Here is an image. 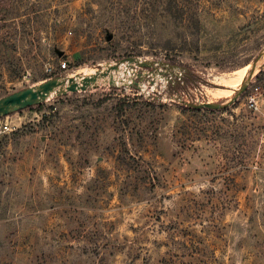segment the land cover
<instances>
[{
  "label": "rangeland",
  "instance_id": "1",
  "mask_svg": "<svg viewBox=\"0 0 264 264\" xmlns=\"http://www.w3.org/2000/svg\"><path fill=\"white\" fill-rule=\"evenodd\" d=\"M180 2L0 0V98L155 63L0 119V264H264V0Z\"/></svg>",
  "mask_w": 264,
  "mask_h": 264
},
{
  "label": "water",
  "instance_id": "2",
  "mask_svg": "<svg viewBox=\"0 0 264 264\" xmlns=\"http://www.w3.org/2000/svg\"><path fill=\"white\" fill-rule=\"evenodd\" d=\"M111 39L112 36L108 34L106 40L110 41ZM263 53H260L255 61L251 64L247 81L243 82L239 86L235 96L229 100L227 104L220 105L205 102L200 104H187V107L192 108L193 110H221L226 106L231 105L247 88V82L254 76L257 69V63L262 58ZM59 55H61V53H59ZM121 64H126L129 67L137 66L140 68H152L153 64L155 63L150 61H142L138 58H126L120 60L115 65L110 66L104 72H97L92 76L55 77L43 81L37 86L28 87L0 98V119L13 113L43 104L53 95L57 97H63L68 93L84 92L89 87L93 86L99 78H104L110 71L117 70Z\"/></svg>",
  "mask_w": 264,
  "mask_h": 264
},
{
  "label": "trees",
  "instance_id": "3",
  "mask_svg": "<svg viewBox=\"0 0 264 264\" xmlns=\"http://www.w3.org/2000/svg\"><path fill=\"white\" fill-rule=\"evenodd\" d=\"M151 4L153 6H160L162 12L167 14L169 17H175L179 12L182 13L183 17L186 16V4L184 2H180V0H151ZM26 15V14H24ZM4 20V19H1ZM40 107V105H39ZM31 109V108H28ZM186 111L199 114L201 112H207L208 110H193L192 108H186Z\"/></svg>",
  "mask_w": 264,
  "mask_h": 264
},
{
  "label": "bare ground",
  "instance_id": "4",
  "mask_svg": "<svg viewBox=\"0 0 264 264\" xmlns=\"http://www.w3.org/2000/svg\"><path fill=\"white\" fill-rule=\"evenodd\" d=\"M115 65V64H114ZM121 65H123V64H121ZM260 65H262L261 63H260V61L257 63V69L260 67ZM120 66V65H119ZM110 67V66H109ZM109 67H107V68H109ZM118 69H119V67H118ZM117 69V70H118ZM251 69V68H250ZM256 69V70H257ZM116 71V70H115ZM100 72H104V71H100ZM111 72H113V71H110L108 74H107V76L106 77H104V78H99L98 80H101V79H105V78H107V77H110V74H111ZM256 72V71H255ZM76 77H82V76H76ZM226 82H227V84H232V83H234L235 81H234V78L233 77H230V78H227L226 79Z\"/></svg>",
  "mask_w": 264,
  "mask_h": 264
},
{
  "label": "built area",
  "instance_id": "5",
  "mask_svg": "<svg viewBox=\"0 0 264 264\" xmlns=\"http://www.w3.org/2000/svg\"><path fill=\"white\" fill-rule=\"evenodd\" d=\"M62 68H63V69L65 68V65H64V64H62ZM7 129H8V128H7V125H6L5 123H2V122L0 121V135H1L2 133H4Z\"/></svg>",
  "mask_w": 264,
  "mask_h": 264
}]
</instances>
